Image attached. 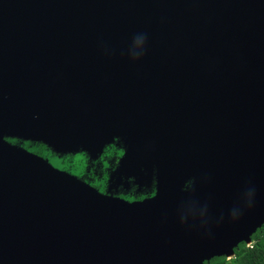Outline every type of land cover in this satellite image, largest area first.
Returning a JSON list of instances; mask_svg holds the SVG:
<instances>
[{
    "label": "water",
    "instance_id": "1",
    "mask_svg": "<svg viewBox=\"0 0 264 264\" xmlns=\"http://www.w3.org/2000/svg\"><path fill=\"white\" fill-rule=\"evenodd\" d=\"M21 142L122 154L101 193ZM263 222L264 0H0V264H203Z\"/></svg>",
    "mask_w": 264,
    "mask_h": 264
},
{
    "label": "trees",
    "instance_id": "2",
    "mask_svg": "<svg viewBox=\"0 0 264 264\" xmlns=\"http://www.w3.org/2000/svg\"><path fill=\"white\" fill-rule=\"evenodd\" d=\"M11 143H16L15 140L8 139ZM21 146L34 154H37L44 158H50L49 150L42 144H32L28 142H21ZM114 151L115 148H111ZM74 158V156H72ZM101 190V189H98ZM123 197H128L130 193L123 194L119 191ZM138 195H135L137 198ZM251 245L247 246L245 243H240L234 248V254L230 259L225 256L213 257L203 264H264V222L258 228L255 233L251 235Z\"/></svg>",
    "mask_w": 264,
    "mask_h": 264
},
{
    "label": "rangeland",
    "instance_id": "3",
    "mask_svg": "<svg viewBox=\"0 0 264 264\" xmlns=\"http://www.w3.org/2000/svg\"><path fill=\"white\" fill-rule=\"evenodd\" d=\"M80 135L83 137H86L88 135V133L86 131H80ZM102 157L104 158V162L103 163H97L93 165L92 170L96 171V172H100L102 170H105L110 163L117 157V153H115V151L113 149H108L106 151V153L102 154ZM136 157L133 158V160H135ZM49 163L51 166H53L55 169L59 170V171H63L68 175L74 176L76 178H78L79 180H81L82 182H84L85 184L95 187V182L91 179L90 176H94V175H90L89 178L85 177V176H80L77 177L73 171H76L77 173H81L83 174V170L84 168L87 166V160L85 158H83L82 156L80 157L79 155L75 156L73 158V160L69 161L67 158L61 157V158H56V159H48ZM101 193H105V191L99 190ZM128 200H132L131 197L127 198ZM251 245V243H250Z\"/></svg>",
    "mask_w": 264,
    "mask_h": 264
},
{
    "label": "flooded vegetation",
    "instance_id": "4",
    "mask_svg": "<svg viewBox=\"0 0 264 264\" xmlns=\"http://www.w3.org/2000/svg\"><path fill=\"white\" fill-rule=\"evenodd\" d=\"M120 150V149H119ZM106 152H104L105 154ZM122 152L121 150L119 151V153L117 154V156H121ZM60 156L59 155H52L50 154V158H47V159H56V158H59ZM65 158V157H64ZM118 159V158H117ZM104 162V158L102 157V155L100 156V158L97 159V161L95 160V164H99V163H103ZM89 164L87 165L84 170L85 172L89 175V172H92V175L94 176H90L91 179L95 182V187L97 190L98 189H103V191H106V186L110 180V177H111V173L114 171V168H115V159L110 163V165L105 169V170H102L100 172H96V171H93L92 168H93V164ZM84 170H83V173H84ZM73 173L77 176V177H80V176H83L84 174H81V173H77L76 171H73ZM124 191L128 192L127 190L123 189ZM121 189H119V191H123ZM118 191V192H119ZM123 191V192H124Z\"/></svg>",
    "mask_w": 264,
    "mask_h": 264
}]
</instances>
